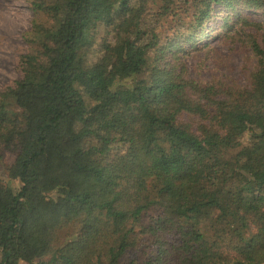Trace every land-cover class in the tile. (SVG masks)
I'll list each match as a JSON object with an SVG mask.
<instances>
[{
  "label": "trees",
  "instance_id": "16d2710c",
  "mask_svg": "<svg viewBox=\"0 0 264 264\" xmlns=\"http://www.w3.org/2000/svg\"><path fill=\"white\" fill-rule=\"evenodd\" d=\"M138 3L29 0L0 89V264H264V0ZM215 38L248 50L244 84L189 75Z\"/></svg>",
  "mask_w": 264,
  "mask_h": 264
},
{
  "label": "rangeland",
  "instance_id": "374dc122",
  "mask_svg": "<svg viewBox=\"0 0 264 264\" xmlns=\"http://www.w3.org/2000/svg\"><path fill=\"white\" fill-rule=\"evenodd\" d=\"M135 5L139 4L134 0ZM159 3L158 6H161ZM147 10L143 15V28L149 33L154 31L156 36L165 40V36H172L171 29L174 21L168 16H158L160 11L156 5L148 4ZM181 13L182 8L178 9ZM181 18L185 13H181ZM256 21L262 22L260 15L252 14ZM34 16L29 9V0H0V89L11 84L18 79L16 70V58L26 52V45L23 42V34L30 29ZM218 21L215 19L210 22L203 32L210 31V27H217ZM113 34H107L105 30L97 36L95 44L88 51H83L82 57L87 67L96 66L99 57L103 52L105 42H113ZM212 49L208 53H190L185 57L188 73L193 78L203 80L221 78L228 82L244 84L248 77L246 57L249 56L248 50H241L238 45H233L229 41L223 42L219 38L211 41ZM97 67V66H96ZM187 121V120H185ZM237 150L246 154H255L259 146L253 145L247 138L238 140L233 144ZM15 155L7 153L5 163L10 165L14 161ZM14 189L19 187L18 182H10ZM25 264V263H21Z\"/></svg>",
  "mask_w": 264,
  "mask_h": 264
}]
</instances>
